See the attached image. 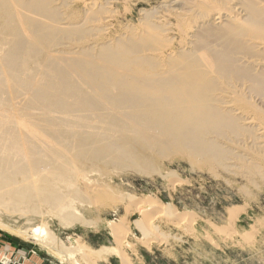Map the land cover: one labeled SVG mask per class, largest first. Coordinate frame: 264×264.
Wrapping results in <instances>:
<instances>
[{"label":"bare ground","instance_id":"bare-ground-1","mask_svg":"<svg viewBox=\"0 0 264 264\" xmlns=\"http://www.w3.org/2000/svg\"><path fill=\"white\" fill-rule=\"evenodd\" d=\"M77 1L0 0V211L70 225L110 168L147 173L175 152L219 164L228 142L264 150V0H172L116 39L113 0H82L75 23ZM158 204H133L144 235L159 232ZM110 229L122 248L127 228Z\"/></svg>","mask_w":264,"mask_h":264},{"label":"rangeland","instance_id":"rangeland-1","mask_svg":"<svg viewBox=\"0 0 264 264\" xmlns=\"http://www.w3.org/2000/svg\"><path fill=\"white\" fill-rule=\"evenodd\" d=\"M81 1L65 10L66 14L75 12V23L82 21L79 13L85 8ZM94 1L102 4L106 0ZM170 2L113 0L110 5L116 20H112L110 34L119 38L123 27L138 26L144 13ZM176 19L171 15L168 20L174 24ZM180 35L174 31L169 37L179 40ZM225 147L235 157L230 155L219 164L175 152L151 160L147 173L127 167L91 176L100 192L75 204L82 220L70 225L52 215L24 218L0 211V221L7 226L0 227V264H120L117 254L127 264H264V150L244 146L237 151V143L232 142ZM239 151L253 155L252 159H237ZM221 163H228L229 170ZM146 200L156 201L161 208L152 219L159 231L156 235H144L134 224L144 220L133 204ZM165 208L168 214L162 213ZM41 225L57 244L46 246L41 234L34 235L33 230ZM110 226L127 228L123 232L126 244L120 249ZM78 245L85 249L82 254L75 251Z\"/></svg>","mask_w":264,"mask_h":264}]
</instances>
